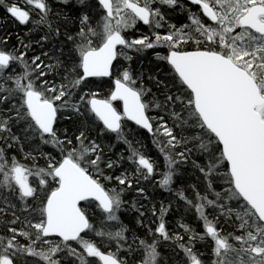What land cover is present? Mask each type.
I'll list each match as a JSON object with an SVG mask.
<instances>
[{
	"label": "snow or ice",
	"instance_id": "obj_1",
	"mask_svg": "<svg viewBox=\"0 0 264 264\" xmlns=\"http://www.w3.org/2000/svg\"><path fill=\"white\" fill-rule=\"evenodd\" d=\"M0 9V264H264V0Z\"/></svg>",
	"mask_w": 264,
	"mask_h": 264
},
{
	"label": "water",
	"instance_id": "obj_2",
	"mask_svg": "<svg viewBox=\"0 0 264 264\" xmlns=\"http://www.w3.org/2000/svg\"><path fill=\"white\" fill-rule=\"evenodd\" d=\"M251 99L240 96L233 90L227 93L226 98L221 100V112L233 128L238 137L242 156L250 163L255 164L256 130L240 118L242 106ZM261 144L264 145V128L261 129Z\"/></svg>",
	"mask_w": 264,
	"mask_h": 264
},
{
	"label": "trees",
	"instance_id": "obj_3",
	"mask_svg": "<svg viewBox=\"0 0 264 264\" xmlns=\"http://www.w3.org/2000/svg\"><path fill=\"white\" fill-rule=\"evenodd\" d=\"M4 13L3 10L0 9V34H3V32L5 31H9V32H15L17 31L16 26L13 24V22L11 20H7L5 21L3 19ZM144 65L145 67H148V62L147 59H145L144 61ZM146 144H148V147L151 148V144L150 141H145Z\"/></svg>",
	"mask_w": 264,
	"mask_h": 264
}]
</instances>
